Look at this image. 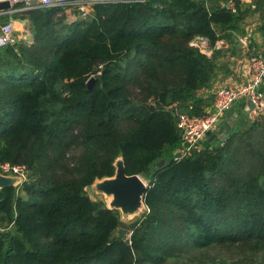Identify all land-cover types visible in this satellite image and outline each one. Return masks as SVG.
<instances>
[{"label":"trees","instance_id":"trees-1","mask_svg":"<svg viewBox=\"0 0 264 264\" xmlns=\"http://www.w3.org/2000/svg\"><path fill=\"white\" fill-rule=\"evenodd\" d=\"M60 10L13 14L33 40L0 50V165L27 171L0 189V264H264V115L173 158L178 114L208 111L198 92L221 68L190 42L236 44L239 4L99 3L68 24ZM119 155L147 178L124 235L84 190Z\"/></svg>","mask_w":264,"mask_h":264},{"label":"built area","instance_id":"built-area-1","mask_svg":"<svg viewBox=\"0 0 264 264\" xmlns=\"http://www.w3.org/2000/svg\"><path fill=\"white\" fill-rule=\"evenodd\" d=\"M5 1L9 3L10 8L0 10V19L6 16L9 18L0 22V46L2 47L19 41L15 36L17 30L14 27L15 19L12 18L13 14L33 9L71 8L77 13L79 18L85 19L91 15L96 4L132 3L141 0H0V2ZM200 1L206 3L217 2L221 7L235 13L237 3L246 0ZM240 40L244 45L247 44L246 38H241ZM220 42H216L214 49L220 47ZM190 45L198 47L208 56L214 50L208 47L207 39L204 37H196L190 42ZM248 67L249 76L243 83L236 86L224 85L215 89L212 107L207 112L199 115L178 114L177 127L181 131V142L174 152V160H179L195 147L201 146L202 141L219 127L226 118L225 115L233 109L236 103L239 102V108L243 109L247 102H250L246 116L251 120L264 115V54L251 55L248 58ZM222 143L223 140L220 141V144ZM0 171L5 175L9 173L11 176H21L22 182L26 179V169L23 165L4 163L0 165Z\"/></svg>","mask_w":264,"mask_h":264},{"label":"crops","instance_id":"crops-1","mask_svg":"<svg viewBox=\"0 0 264 264\" xmlns=\"http://www.w3.org/2000/svg\"><path fill=\"white\" fill-rule=\"evenodd\" d=\"M238 4L244 12V20L242 23L244 32L241 35H237V38L235 39L236 44H232L225 39L219 40L221 41L220 47H216L214 50H220L223 46L226 49L220 50L221 54L219 55V58H217L221 68L217 71L212 84L198 92V94L208 100V109L212 107L213 93L216 88L224 85L236 86L243 83L249 76L248 58L251 55L264 54V0H246L239 2ZM7 17L8 16H6V18ZM3 19H5V17L0 19V22H2ZM14 21V27L17 32L18 30L22 31L26 22L20 19H15ZM241 38H246L247 44L244 45L240 40ZM237 39L238 41H236ZM239 107L240 104L238 102L234 105L233 109L225 115L226 118L221 122L219 127L233 113H240L242 109ZM219 127L215 131H217ZM208 139L209 135L202 141L201 146H207L211 142L221 141Z\"/></svg>","mask_w":264,"mask_h":264},{"label":"water","instance_id":"water-1","mask_svg":"<svg viewBox=\"0 0 264 264\" xmlns=\"http://www.w3.org/2000/svg\"><path fill=\"white\" fill-rule=\"evenodd\" d=\"M9 8L10 5L7 1L0 2V10H7ZM1 49L2 46H0V50ZM94 79H100V74L94 75L87 82L88 88L91 87ZM249 107L250 102L248 101L240 113H233L217 131L210 133L208 140H224L234 126L239 114H246ZM163 162L162 160L161 164H163ZM113 166L115 171L112 176H104L102 178L96 177L91 184L84 187V190L92 201L96 200L94 194L98 193L103 194L107 198V202H102L105 204L106 208L115 209L119 212V234L124 235L128 227V224H124V221L139 214L141 209H143L141 214L147 210L143 201L147 183L138 174L127 175L125 173L124 162L121 155L115 158ZM20 182V177L0 174V189L10 186L15 187L17 184H20ZM139 217L137 216V218ZM125 241L127 242L128 240L126 239Z\"/></svg>","mask_w":264,"mask_h":264},{"label":"rangeland","instance_id":"rangeland-1","mask_svg":"<svg viewBox=\"0 0 264 264\" xmlns=\"http://www.w3.org/2000/svg\"><path fill=\"white\" fill-rule=\"evenodd\" d=\"M60 14V15H59ZM58 15L59 16H63L64 17V22H66L67 24L68 23H71V22H73V21H76L77 19H81V18H79V16L77 15V13L73 10V9H71V8H62V10H60V12L58 13ZM26 23H25V26H24V28L22 29V31H19L18 30V32H16V34H15V36H16V38H18V40L20 41V40H22V41H27V40H29V41H32L33 40V37H32V34H31V32H30V26H29V22L28 21H26V20H24ZM23 30H24V32H23ZM220 50H226L225 48H224V46L223 47H221V49ZM219 50V51H220ZM249 120H251V119H249L247 116H246V114H241V115H239V117H238V119H237V124H240L239 125V127H242V126H244L245 125V123H247ZM174 154V153H173ZM169 157H172V155L171 154H169L168 156H167V158H169ZM25 173L27 174V172L25 171ZM0 174H3L1 171H0ZM8 175H11V174H9V173H7ZM5 175V174H4ZM142 177V179L147 183V178H145V177H143V176H141ZM20 178L22 179V177L20 176ZM20 179V180H21ZM23 180V179H22ZM22 180H21V182H22ZM20 182V183H21ZM16 188H19L20 187V184H17L16 186H15ZM18 191H19V189H18ZM94 196H95V199L96 200H101V201H106L107 200V198L103 195V194H100V193H98V194H94ZM107 202V201H106ZM143 211V209H141L140 211H139V214H136V215H134V216H132L131 218H129V219H127L126 221H124V224H129L130 222H132L135 218H137V216L139 217V215L141 214V212ZM127 230V229H126ZM126 232V231H125ZM125 232H124V234H125ZM212 252V251H211ZM214 254H217V255H221V253H219V252H217L216 250L214 251Z\"/></svg>","mask_w":264,"mask_h":264}]
</instances>
